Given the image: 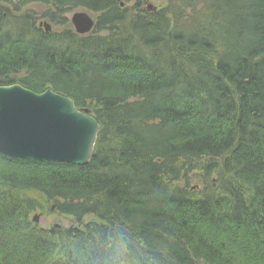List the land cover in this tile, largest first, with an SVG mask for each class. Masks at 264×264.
Masks as SVG:
<instances>
[{
	"label": "trees",
	"instance_id": "trees-1",
	"mask_svg": "<svg viewBox=\"0 0 264 264\" xmlns=\"http://www.w3.org/2000/svg\"><path fill=\"white\" fill-rule=\"evenodd\" d=\"M166 1L125 15L114 0H46L54 15L94 11L105 31L68 41L0 29V85L49 84L100 125L85 165L0 154V264H264V0ZM43 201L84 225L40 232Z\"/></svg>",
	"mask_w": 264,
	"mask_h": 264
},
{
	"label": "water",
	"instance_id": "water-1",
	"mask_svg": "<svg viewBox=\"0 0 264 264\" xmlns=\"http://www.w3.org/2000/svg\"><path fill=\"white\" fill-rule=\"evenodd\" d=\"M73 22L79 32L90 29L84 13L76 14ZM48 92L38 95L18 84L0 86V153L27 160L87 163L99 125L88 110H77L71 99ZM58 227L55 224L48 231L55 233Z\"/></svg>",
	"mask_w": 264,
	"mask_h": 264
},
{
	"label": "rangeland",
	"instance_id": "rangeland-1",
	"mask_svg": "<svg viewBox=\"0 0 264 264\" xmlns=\"http://www.w3.org/2000/svg\"><path fill=\"white\" fill-rule=\"evenodd\" d=\"M17 1H19V0H17ZM22 1H23V5L20 7L21 9H19V10L15 9V7H13V6H9L8 4L3 3V7L5 9L9 8V10H4V11L0 12V14L3 16V18L1 17V20H0V29H1V33L4 32L3 35L5 33L10 32V33H12L11 34L12 37L16 38L18 36H20V37L23 36L24 39H26L28 41L40 42L37 34L35 35V31H37V29H38V31H40V30L43 31L44 33H59V32L64 31L67 34V41L69 40L68 35L69 36H73V35L86 36V35H91V34H96V33H101L100 35H102L105 32L103 30L100 31V30L96 29L97 24H98L97 14H95L94 11L89 10L86 7H74V8H72L69 5H65L63 10H61L62 12L58 13L59 15L58 14L54 15L52 10L50 9L53 7H51V5H47V3H44L46 0H22ZM166 3H167L166 0H114L113 6L116 9H120L121 12H123L126 15L125 9L129 8L131 6L139 5L140 8H142L146 12L156 13L159 9L164 8ZM186 3L188 4V2H186ZM195 3H197V2H195ZM216 3H218V2H216ZM0 4H2V3H0ZM189 5H191V8H193L192 4H189ZM201 5H202L201 8H203L204 4H201ZM185 6L187 7V5H185ZM175 7L178 8V6H175ZM20 11L23 12L22 14H24V17H22L23 19H21L19 22H17V24H19V25L15 24V21L13 19H8V18H11L9 16H12V18H13V16H16L17 12H20ZM112 11L114 13L113 14L114 16L125 19L123 13L117 14L114 9H112ZM6 12H9L8 15L5 14ZM79 13H84L91 22V24L89 26L90 29L85 31V32H79L76 29V26L73 22V17ZM50 14H53L55 18H57V17L58 18L52 20V19H50L51 18ZM182 22L184 25H183V27L180 25L179 26L177 25V32H182V31L184 32L185 31L184 29L186 28L188 31H190L194 35V31L189 30V29H192V27H190V25L188 23H186V21L182 20ZM30 24L36 30L31 31V29H29ZM196 24L199 25V23H196ZM203 28H205V27H203ZM2 30H6V31H2ZM199 36L205 37V36L200 35V34H199ZM52 39H54V38H50V40H44V41L46 43L48 42V45L49 44L52 45L54 42V41H52ZM173 46L174 45H172V47ZM209 52H204V53L207 54ZM13 84H19L20 85L21 83L16 82ZM9 85H12V84L0 85V86H9ZM46 85L51 87L49 84H46ZM21 86L23 88L31 90L30 88H27L24 85H21ZM54 91L56 92V90H54ZM58 94H61V93H58ZM85 109L88 110V113L92 116L88 107L81 108L80 110L83 111ZM32 161L52 163V162H48V161H39V160H32ZM64 163H67V162H64ZM69 164L83 165V164H76V163H69ZM222 174H224V173H222ZM215 176L216 175L214 173L211 175L210 179L213 180L212 182H216ZM188 177L190 180H192V181H189L190 182L189 183V185H190L189 189L191 191H198V190L201 191L203 189L202 181L199 182L198 179L196 178L197 176L191 174ZM210 179L208 177L209 184L207 186V189H210L211 187L213 188V184L210 183L211 182ZM180 184H183V182L182 183L180 182ZM43 202H45V201H43ZM41 204H42L41 206H43V203H41ZM44 205L45 206L43 209H39V210L36 209L35 211H33L30 214V222L40 232L53 234V233H50L48 231V229H50L51 226H53L55 224L59 225V227L61 229H63V227L78 228V227H81L82 225H84V224L79 225L78 223L73 222V220L75 218H73L72 215L64 214V213L58 211L56 209V203L55 202L51 203L49 201H46L44 203ZM41 228H43L44 230H42ZM216 229L220 230L221 227H218ZM62 232H66V230L63 229L60 231V233H62ZM241 232L244 233V236H249V235L251 236V233L253 232V230H250L249 232H247L246 230H244V231L242 230ZM228 233L231 234L230 231H228ZM232 234L234 235V237L232 238V241L234 243H237L236 242L237 241V237H236L237 234H235V233H232ZM253 236H254V234H253ZM254 245H257V244L255 243ZM0 246H2V245L0 244ZM233 257L235 259H237L239 257L241 258L239 252H237V251L234 252ZM246 258H248V257L245 256L244 259H246Z\"/></svg>",
	"mask_w": 264,
	"mask_h": 264
},
{
	"label": "bare ground",
	"instance_id": "bare-ground-1",
	"mask_svg": "<svg viewBox=\"0 0 264 264\" xmlns=\"http://www.w3.org/2000/svg\"><path fill=\"white\" fill-rule=\"evenodd\" d=\"M3 6V3L2 4H0V8ZM3 28V27H2ZM2 31H6V30H2ZM19 85V84H18ZM21 85H23V84H20V86ZM32 93H34V94H38V95H41V94H44V92L45 91H50V92H48V93H51L52 91L53 92H55L54 90H53V88L52 87H49V86H45V88H43L41 91H35V90H30ZM55 93H60V92H55ZM62 94V93H61ZM64 97H66V98H69V99H71L72 101H73V99L70 97V96H68V95H66V94H62ZM73 104H74V106L76 107V105H75V103H74V101H73ZM76 109L77 110H80V109H78L77 107H76ZM81 111V110H80ZM93 117V116H92ZM94 118V117H93ZM94 120H95V122L99 125V123H98V121L94 118ZM99 129H100V125H99ZM98 132H99V130H98ZM98 132H97V134H98ZM97 134H96V139H95V142H96V140H97ZM95 142H94V145H95ZM93 150H94V146H93ZM93 150H92V152H91V156H92V154H93ZM5 156V155H4ZM6 157H8V158H11V159H17V158H14V157H12V156H6ZM91 158V157H90ZM18 159H22V160H27V159H24V158H18ZM90 160V159H89ZM89 160H88V162H89ZM87 162V163H88ZM87 163H85V164H87ZM85 164H83V165H85ZM197 179H198V181L200 182V177H196ZM189 181H192V180H189ZM189 183L190 182H188V184H187V186H188V188H190V185H189ZM105 205V204H104ZM55 209V208H54ZM73 222H75V223H78L79 225L80 224H84V222L81 220V221H75V220H73ZM63 229H65L66 231H72V227H63ZM63 229H61L60 227H58V230L55 232V233H53V234H55V235H57V234H60V231L61 230H63Z\"/></svg>",
	"mask_w": 264,
	"mask_h": 264
}]
</instances>
